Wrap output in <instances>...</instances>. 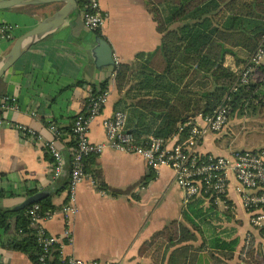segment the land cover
Masks as SVG:
<instances>
[{
  "label": "crops",
  "instance_id": "crops-1",
  "mask_svg": "<svg viewBox=\"0 0 264 264\" xmlns=\"http://www.w3.org/2000/svg\"><path fill=\"white\" fill-rule=\"evenodd\" d=\"M97 1L106 14L99 29L100 37L112 47L113 65L101 68L95 65L93 48L99 36L84 25L82 10L76 5L61 24L51 26L0 78L3 121L0 125V208L16 211L33 193L52 194L60 190L52 199L56 206L54 215L44 226L49 234L58 237L63 257L73 255L87 261L132 264H237L249 259L242 247L250 241L259 256L264 257V236L253 226L232 174L227 194L213 202L210 218L205 223L193 218L194 226L183 215L187 207L183 205L184 194L169 167L152 169L138 153L106 147L96 155L90 170L97 182L103 181L109 190L99 189L88 173L89 177L76 186L74 201L70 200L69 147L65 144L69 138L55 137L50 124L67 125L70 117L84 108L92 85L99 87L107 80L108 97L88 131L90 141L105 142L103 120L117 110L128 112L118 103L121 92L116 89L114 70L120 63L133 62L137 53L156 49L162 37L144 0ZM63 4L53 2L0 10V24L11 29L10 38L0 35V61L17 37ZM234 51L239 58L247 60L237 66L233 56L227 55L226 64L243 69L249 54L242 48ZM258 71L264 79V72L259 67ZM262 86L264 83L259 90L264 95ZM189 121L204 126L198 113ZM230 122L229 118L219 132L208 129L198 151L217 156L228 155L235 149L264 147H223L220 142L230 130ZM16 125L26 127V131L22 133ZM52 140L65 157V167L56 178L51 175L52 156L47 149V143ZM145 176L150 178L143 181ZM69 202L76 211L66 217L62 209ZM208 203L204 200L203 207H208ZM15 219L10 221L8 233L11 235L16 232ZM216 237L225 241L237 238L238 244L233 250H221L211 246V240ZM3 238L4 230L0 228V264H33L24 252L1 246Z\"/></svg>",
  "mask_w": 264,
  "mask_h": 264
},
{
  "label": "trees",
  "instance_id": "trees-1",
  "mask_svg": "<svg viewBox=\"0 0 264 264\" xmlns=\"http://www.w3.org/2000/svg\"><path fill=\"white\" fill-rule=\"evenodd\" d=\"M156 1L144 0V4L162 35L160 44L153 51L137 53L133 62L120 63L114 76L116 89L121 92L118 103L128 111L127 126L135 139L141 143L143 137L149 135L169 139L179 132L181 126L182 139L190 128L183 126L186 122L197 113L212 115L219 105L229 107L228 117L257 112L264 105V95L259 93L264 79L241 83L239 74L242 69L227 65L226 56H233L237 66H242L247 59L239 58L234 48L246 50L249 57L258 46L264 31V0ZM76 2L83 9L86 0ZM96 33L101 36L99 30ZM258 67L264 72V64ZM107 83L105 80L99 87L92 85L80 114L87 115L88 104L106 90ZM76 117L71 116L67 125L57 127L65 133L59 137L69 138L65 144L69 147L70 169V148L77 141L72 131ZM96 155L85 156L83 168L92 174L99 189L106 190L107 185L103 181L97 182L95 173L90 170ZM149 178L145 176L143 181ZM59 192L47 193L33 203L40 204L43 211L53 210L56 206L52 199ZM204 200L209 202L210 208L203 207ZM214 201V197L195 196L186 205L183 215L194 226L193 218L205 223L213 212ZM33 203L16 211L0 208V228L4 230L1 246L24 252L33 264H39L41 246L36 242L26 213ZM13 217L16 218V232L11 235L8 230ZM237 244V238L225 241L216 237L211 240V246L221 250H233ZM242 249L249 259L237 264H264V257L259 256L251 241ZM53 253L55 257L50 264L58 261L59 250Z\"/></svg>",
  "mask_w": 264,
  "mask_h": 264
},
{
  "label": "built area",
  "instance_id": "built-area-1",
  "mask_svg": "<svg viewBox=\"0 0 264 264\" xmlns=\"http://www.w3.org/2000/svg\"><path fill=\"white\" fill-rule=\"evenodd\" d=\"M82 10V21L84 25L97 31L103 25L106 14L100 9L97 0H86ZM0 35L3 38H10V27L0 26ZM260 64H264V31L260 43L249 56L247 64L239 74L241 83H248ZM116 73V69L113 74ZM108 97L106 89L99 96L92 99L88 104L86 116L77 114L74 120L72 131L77 139L76 145L70 148L72 166L69 170V196L74 201L76 186L89 174L84 171L83 158L91 153L99 154L106 147L130 153L142 155L147 165L152 169L160 166H167L173 171L174 180L183 191V205H187L195 196L205 198L214 197L216 201L222 200L229 188V175L232 174L237 182L243 205L253 226L264 236V148L260 149H235L228 155H211L198 151L199 142L205 132H219L228 123L229 107L219 105L212 115L202 116L204 126L193 124L191 121L183 126H189L186 137L181 139L180 131L169 139L144 136L141 143L135 139L127 127L128 114L124 110H117L111 117L103 120L105 129V142L94 143L88 138L90 123L99 115ZM3 124L0 118V125ZM16 129L24 133L26 127L16 125ZM49 128L55 137L64 135L57 127L50 124ZM176 140H172V139ZM47 149L52 156L51 175L53 178L60 176L65 167V157L56 145L55 141L47 143ZM63 213L67 217L70 212L75 213L76 208L70 202L63 207ZM30 225L34 229L36 242L41 246L39 264H50L54 259V251L59 250V257L56 264H132L127 262L83 260L73 255L63 257L61 244L55 235L48 233L44 222L53 217L54 211H43L40 204L33 203L27 209Z\"/></svg>",
  "mask_w": 264,
  "mask_h": 264
},
{
  "label": "water",
  "instance_id": "water-1",
  "mask_svg": "<svg viewBox=\"0 0 264 264\" xmlns=\"http://www.w3.org/2000/svg\"><path fill=\"white\" fill-rule=\"evenodd\" d=\"M53 2H63L64 4L50 16L44 18L35 27L15 39L9 51L0 61V78L35 41H37L47 31L50 30L51 26L61 24L77 5L75 0H0V10L18 6L38 5ZM93 55L95 58V65L98 68H101L103 66H110L115 63L112 47L110 43L103 37L96 38V44L93 48ZM45 194L46 193L44 192H37L33 195L28 196L19 206V208H23L29 203L40 200L45 196Z\"/></svg>",
  "mask_w": 264,
  "mask_h": 264
},
{
  "label": "rangeland",
  "instance_id": "rangeland-1",
  "mask_svg": "<svg viewBox=\"0 0 264 264\" xmlns=\"http://www.w3.org/2000/svg\"><path fill=\"white\" fill-rule=\"evenodd\" d=\"M154 1L157 2L156 0ZM253 77H255L257 82L263 80V75L259 71ZM259 93H261L260 90ZM229 118L231 120L230 130L227 129L228 131L226 132L228 133L222 136V141L220 142L223 147L231 145L252 148L264 145V107L253 114H235Z\"/></svg>",
  "mask_w": 264,
  "mask_h": 264
}]
</instances>
